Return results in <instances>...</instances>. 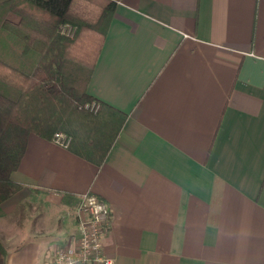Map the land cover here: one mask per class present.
Here are the masks:
<instances>
[{"label": "crops", "instance_id": "crops-1", "mask_svg": "<svg viewBox=\"0 0 264 264\" xmlns=\"http://www.w3.org/2000/svg\"><path fill=\"white\" fill-rule=\"evenodd\" d=\"M111 1L87 91L124 125L99 166L29 135L0 221L18 216L15 236L38 214L5 264H50L86 193L109 207L114 264H264V0Z\"/></svg>", "mask_w": 264, "mask_h": 264}, {"label": "trees", "instance_id": "trees-1", "mask_svg": "<svg viewBox=\"0 0 264 264\" xmlns=\"http://www.w3.org/2000/svg\"><path fill=\"white\" fill-rule=\"evenodd\" d=\"M7 6L18 20L0 15V205L22 189L12 174L30 134L64 132L69 150L99 166L127 117L87 91L116 2L0 0L4 14ZM64 24L76 27L74 37L61 34ZM95 100L97 112L80 109ZM5 258L0 241V264Z\"/></svg>", "mask_w": 264, "mask_h": 264}, {"label": "built area", "instance_id": "built-area-1", "mask_svg": "<svg viewBox=\"0 0 264 264\" xmlns=\"http://www.w3.org/2000/svg\"><path fill=\"white\" fill-rule=\"evenodd\" d=\"M61 34L74 37L76 27L61 25ZM92 111L98 110V104L87 106ZM53 142L68 148L71 137L64 132L54 135ZM76 234L65 246L56 248L50 264H114L113 258L104 252L105 240L110 225L108 205L92 193L79 197L76 206Z\"/></svg>", "mask_w": 264, "mask_h": 264}, {"label": "rangeland", "instance_id": "rangeland-1", "mask_svg": "<svg viewBox=\"0 0 264 264\" xmlns=\"http://www.w3.org/2000/svg\"><path fill=\"white\" fill-rule=\"evenodd\" d=\"M3 9H4V7H3ZM2 13H3V10L0 8V15H2L1 16L2 20H5L8 17H12V18L16 19V21L18 20V18L14 14H12V13L10 14L9 10L5 11V14L4 13L2 14ZM0 24H1V19H0ZM65 25H67V24H64L63 26H65ZM94 103L98 104V110H99L100 109V103L97 100H95L93 102H88V103L84 104V106H80V109H85V110H88V111H92L90 108H87V106L88 105L92 106ZM20 191H18L17 193H19ZM16 194H14L12 197H14ZM12 197H10V198H12ZM52 209L53 208H51V210L44 209L41 212L42 216H39L37 218V223L35 225H37L36 227H37V230L39 231V233L43 232V234H45V235L52 234V233H54V231H52V229H56V227H58L57 226L58 225V215H59V214H57L58 208H55L53 210ZM16 212H14V213H16ZM23 212L26 213V215H27V220H26V224L27 225L25 227L26 228L25 229L26 232H22V231L18 232V233L15 234V236H13L11 234V231H10L9 228H11V226H13L14 221L16 219H18V216H15L13 213H12V215L7 216V218L5 220L0 221V241L3 244L5 250L7 249V247H9V246L13 247V246H15V245H17L19 243V242L15 241L16 239L22 238L21 236H19V233H26L28 236H33V232L34 231L33 230L31 231L30 230L31 228L29 227L30 226V221L33 220L35 214H38V213H36L33 209L29 210V208H27ZM39 213H40V211H39ZM73 213L74 212L71 210L70 215H73ZM10 235H12V236H10ZM11 239H14V240H11Z\"/></svg>", "mask_w": 264, "mask_h": 264}]
</instances>
